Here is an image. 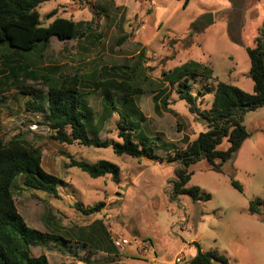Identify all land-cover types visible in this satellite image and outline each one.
<instances>
[{"label":"rangeland","instance_id":"374dc122","mask_svg":"<svg viewBox=\"0 0 264 264\" xmlns=\"http://www.w3.org/2000/svg\"><path fill=\"white\" fill-rule=\"evenodd\" d=\"M38 10L44 26L65 17L79 27L74 39L52 36L44 52L21 53L0 45V138L8 142L19 137L39 149L44 170L61 179L58 195L28 188L21 178L15 183V203L26 223L63 236L58 242L32 246V254H46L50 264H119L120 259V264H188V257L197 252L192 244L196 241L229 264H264V203L256 204L260 213L250 209L252 201L264 200V106L244 114L242 122L250 135L221 171L206 159L189 166L193 175L187 186H198L210 198L194 202L187 194L175 197L179 164L167 159L186 149L207 126L180 99L179 85L165 78V73L190 61L212 68V79L197 77L193 82L203 111L211 109L216 80L252 93L246 48L254 47L262 35L264 0H49ZM208 13L213 15L209 25L202 19ZM9 65L27 72L17 68L13 76ZM112 67L120 69L105 74L104 69ZM101 76L141 88V93H129L138 111L133 120L156 142L158 159L119 156L112 147L78 141L60 142L53 138L55 131L44 114L28 105L36 101L48 107L51 79L74 83L73 77L86 82ZM81 91L95 118L96 133L91 136L121 141L119 115L106 112L103 86L87 82ZM160 91L163 111L157 113L155 95ZM118 106L124 110L123 104ZM228 146L225 140L219 148ZM72 158L108 160L119 167V181L111 174L92 178L69 167ZM77 202L105 206L86 215L75 208ZM98 221L109 231L117 254L78 242V233H90ZM121 239L128 240L123 247L117 244Z\"/></svg>","mask_w":264,"mask_h":264},{"label":"trees","instance_id":"16d2710c","mask_svg":"<svg viewBox=\"0 0 264 264\" xmlns=\"http://www.w3.org/2000/svg\"><path fill=\"white\" fill-rule=\"evenodd\" d=\"M49 0H0V45L14 49L21 53L32 51L44 52L52 36L61 40L74 39L78 34V23L57 17L49 25L41 24L38 7ZM54 13H51L53 15ZM50 15V16H51ZM250 59L249 76L253 80V92L248 93L242 88L222 81H217L213 91L212 106L209 111L201 110L198 97L193 91V82L197 77L212 79L213 71L209 66L190 61L174 70L165 73V78L172 85L177 83L180 99L186 101L190 113L206 123V131L200 132L186 149L169 157L167 162H177L176 180L174 181L175 197L187 194L194 202L208 200L210 195H202L198 186L188 187L193 172H189L192 163L206 159L211 168L221 171L224 162L232 159L239 151L249 132L243 124V116L247 111L257 110L264 106V29L256 40L254 47L246 48ZM12 75L16 76L18 68L26 73L21 66H11ZM120 67L105 68V74H116ZM72 80V79H71ZM74 83L61 82L58 79L49 81L48 107L31 101L33 106L44 114L50 127L55 131L53 138L63 143L78 141L85 146L100 148L112 147L116 155H129L136 158L156 160V142L148 137L141 129L138 121L133 120L132 114H137L130 94L141 91L133 87L132 83L120 81L113 77L101 76L97 81H84L80 77H73ZM93 83L95 87L103 86V103L106 112L115 111L119 115L118 137L121 141L101 140L97 136L94 125V115L88 106L85 93L81 86ZM110 90L115 93L111 94ZM130 93V94H129ZM161 91L155 95V110L162 113L159 98ZM116 96L121 99L117 100ZM167 108L168 102L163 101ZM118 104H123L120 109ZM229 143L226 149L219 148L224 141ZM41 151L31 146L27 141L14 137L8 142L0 138V264H50L46 254L35 256L32 246L45 245L49 241H61L63 236L56 233L41 232L29 226L19 213L14 198L16 181L21 178L24 186L41 190L49 194L58 195L61 179L48 173L42 167ZM69 167H77L92 178H99L111 174L115 181H119V167L108 161L99 160L91 163L85 160L71 159ZM232 185L243 191V186L232 179ZM257 202L252 201L250 209L260 213ZM105 206L98 202L85 207L77 202L75 208L86 215L100 212ZM90 233L83 229L78 234V242L90 246L96 251L117 254L118 250L102 221L91 225ZM198 246L197 254L190 264H213L216 260L225 262V258L215 252L203 251Z\"/></svg>","mask_w":264,"mask_h":264},{"label":"crops","instance_id":"0c3cea01","mask_svg":"<svg viewBox=\"0 0 264 264\" xmlns=\"http://www.w3.org/2000/svg\"><path fill=\"white\" fill-rule=\"evenodd\" d=\"M241 149V148H240ZM240 149H239V151H240ZM238 151V152H239ZM150 242H151V240H149ZM195 242L196 241H194V242H192V244H195ZM191 243V242H190ZM190 243H188V244H190ZM198 243V242H197ZM199 244V243H198ZM152 246H153V243L151 244ZM196 245V244H195ZM197 246V245H196ZM199 247L201 248V250H203L202 249V246L199 244ZM203 251H205V250H203ZM197 252H198V246H197ZM197 252H196V254H197ZM195 253V251L193 252V254H192V256H190V257H188V261H189V263L188 264H190V261H191V259L196 255V254H194ZM219 255V254H218ZM220 256H222V255H220ZM223 257V256H222ZM224 258V257H223ZM217 262H221V263H223V264H229L228 262H227V260H226V258H225V262L224 261H221V260H216ZM119 262V264L121 263V259L118 261ZM215 262V261H214ZM214 262H213V264H214Z\"/></svg>","mask_w":264,"mask_h":264},{"label":"water","instance_id":"95a60500","mask_svg":"<svg viewBox=\"0 0 264 264\" xmlns=\"http://www.w3.org/2000/svg\"><path fill=\"white\" fill-rule=\"evenodd\" d=\"M212 18H213L212 13H208V14H206V15H204V16L202 17V19L204 20V22H205L207 25L213 23V19H212Z\"/></svg>","mask_w":264,"mask_h":264},{"label":"built area","instance_id":"2783aa9c","mask_svg":"<svg viewBox=\"0 0 264 264\" xmlns=\"http://www.w3.org/2000/svg\"><path fill=\"white\" fill-rule=\"evenodd\" d=\"M128 243V240L126 239H121V240H118L117 241V244L120 246V247H123L125 244Z\"/></svg>","mask_w":264,"mask_h":264}]
</instances>
